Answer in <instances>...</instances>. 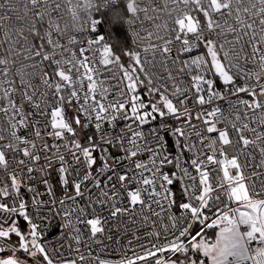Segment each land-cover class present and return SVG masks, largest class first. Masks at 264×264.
Segmentation results:
<instances>
[{
  "label": "snow or ice",
  "instance_id": "snow-or-ice-1",
  "mask_svg": "<svg viewBox=\"0 0 264 264\" xmlns=\"http://www.w3.org/2000/svg\"><path fill=\"white\" fill-rule=\"evenodd\" d=\"M0 173V264H264V0H0Z\"/></svg>",
  "mask_w": 264,
  "mask_h": 264
},
{
  "label": "built area",
  "instance_id": "built-area-1",
  "mask_svg": "<svg viewBox=\"0 0 264 264\" xmlns=\"http://www.w3.org/2000/svg\"><path fill=\"white\" fill-rule=\"evenodd\" d=\"M14 2L20 3L22 2V0H14ZM61 2L63 3V0H61ZM84 3L85 0H73V4L76 3ZM160 2L162 3L163 0H160ZM94 3H102V0H94ZM21 11H23V9L21 8ZM78 11V15L80 16L81 20L86 18V13L84 9H77ZM96 12H93V15ZM61 24V27L64 28L65 25H67V34L71 35L74 33L75 28L78 27V23L74 24L71 18V13L67 11V5H65V7L62 9V19L59 21ZM18 27L20 25H17ZM25 27V31H27V26L24 25ZM125 29L127 31V34L129 36V39L131 41L132 37H131V32L128 30L127 26L125 25ZM80 35V38L83 39L86 36H93L92 33H88L85 32L83 34H78ZM16 66H19V64H17ZM15 67V66H14ZM123 123V122H122ZM217 147H219L220 145L217 144ZM227 151L229 152V154H231L233 152L232 148H228ZM0 175H2V173H0ZM45 224H47V221L45 222ZM59 224V218H57L56 221L53 222V226L50 227L48 229V236L47 239L51 240L53 242H55L57 239H59V235H60V229L58 227H56V225ZM113 231H115V229H113ZM106 246L101 248L97 245H92L91 249H87L85 247H82L81 250L85 252V254H87V252L90 250L92 252V254L94 256H99L101 259L104 260H108V261H112L113 264H115L116 261H118L119 259L122 258L123 256V252L112 242L110 241H106L105 242ZM65 255H70L71 257L74 258L75 253H68L67 250H65ZM128 255L131 256L132 253L128 252Z\"/></svg>",
  "mask_w": 264,
  "mask_h": 264
},
{
  "label": "trees",
  "instance_id": "trees-1",
  "mask_svg": "<svg viewBox=\"0 0 264 264\" xmlns=\"http://www.w3.org/2000/svg\"><path fill=\"white\" fill-rule=\"evenodd\" d=\"M111 13L106 15H101L100 13H95L94 16L97 19L103 21L102 25L97 28L95 33H92L93 36L99 37L103 36L105 38L104 42L112 45L117 51L121 46H129L131 41L123 24H111V21L108 19ZM209 236H214V230L209 229Z\"/></svg>",
  "mask_w": 264,
  "mask_h": 264
}]
</instances>
